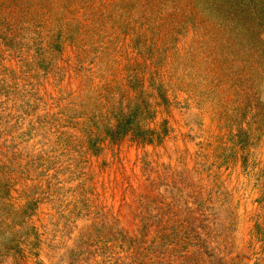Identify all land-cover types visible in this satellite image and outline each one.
Wrapping results in <instances>:
<instances>
[{
    "label": "rangeland",
    "instance_id": "374dc122",
    "mask_svg": "<svg viewBox=\"0 0 264 264\" xmlns=\"http://www.w3.org/2000/svg\"><path fill=\"white\" fill-rule=\"evenodd\" d=\"M207 2L0 0V264H264V107Z\"/></svg>",
    "mask_w": 264,
    "mask_h": 264
},
{
    "label": "trees",
    "instance_id": "16d2710c",
    "mask_svg": "<svg viewBox=\"0 0 264 264\" xmlns=\"http://www.w3.org/2000/svg\"><path fill=\"white\" fill-rule=\"evenodd\" d=\"M199 2L202 0H198ZM207 2V0H204ZM206 13L195 22L196 32H206L211 55L232 69L238 66L244 78L245 93H251L259 108L264 107V0H208ZM202 5V6H203ZM253 85V86H251ZM260 111H264L260 110ZM137 111L120 114L114 129L107 130L113 140L122 138L135 127ZM154 130L141 131L139 137L152 143L161 137Z\"/></svg>",
    "mask_w": 264,
    "mask_h": 264
}]
</instances>
